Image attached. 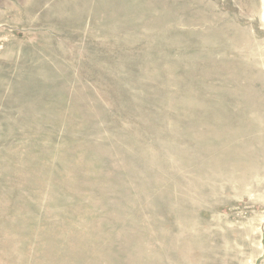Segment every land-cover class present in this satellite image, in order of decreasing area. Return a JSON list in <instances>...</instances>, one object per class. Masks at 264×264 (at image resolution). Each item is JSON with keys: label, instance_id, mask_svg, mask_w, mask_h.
I'll use <instances>...</instances> for the list:
<instances>
[{"label": "rangeland", "instance_id": "obj_1", "mask_svg": "<svg viewBox=\"0 0 264 264\" xmlns=\"http://www.w3.org/2000/svg\"><path fill=\"white\" fill-rule=\"evenodd\" d=\"M0 264H264V0H0Z\"/></svg>", "mask_w": 264, "mask_h": 264}]
</instances>
